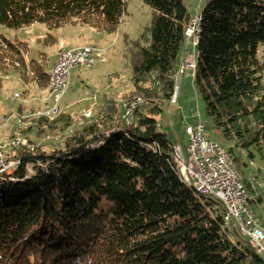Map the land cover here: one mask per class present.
Masks as SVG:
<instances>
[{
  "label": "trees",
  "instance_id": "obj_1",
  "mask_svg": "<svg viewBox=\"0 0 264 264\" xmlns=\"http://www.w3.org/2000/svg\"><path fill=\"white\" fill-rule=\"evenodd\" d=\"M142 1L152 8L151 22L144 43L134 40L127 55L135 92L152 106L137 103L129 121L106 114L69 129L60 147L6 150V158L21 162L16 180L0 177V264H264L223 224L222 204L179 179L157 117L174 94L191 14L184 0ZM126 6L127 0H0V25L44 24L41 41L50 46L57 42L51 31L64 26L116 32ZM197 36V95L237 170L253 161L264 168V0H203ZM28 55L26 41L0 35V74L13 69L43 89L51 67L46 53ZM243 183L250 207L260 198Z\"/></svg>",
  "mask_w": 264,
  "mask_h": 264
},
{
  "label": "rangeland",
  "instance_id": "obj_2",
  "mask_svg": "<svg viewBox=\"0 0 264 264\" xmlns=\"http://www.w3.org/2000/svg\"><path fill=\"white\" fill-rule=\"evenodd\" d=\"M184 1L193 19L199 14L203 0ZM151 16L152 8L142 0H127L126 12L116 32L98 33L89 26L69 25L64 31H51L57 37V42L50 46L41 41L47 32L44 24L36 23L21 29L0 25V35L10 40L27 42L29 57L38 58L39 52H45L47 66L53 64L59 48L79 47L72 46L74 44L96 45L105 53L103 62L92 67L77 64L70 70L67 92L60 100V110L53 119L46 117L47 111L52 107L48 84L42 89L29 78L24 80L13 69H9L5 75L0 74V145L10 142L18 134H24L28 140L41 145L43 149L60 147L63 134L69 129L74 130L106 114L112 117L120 114L129 121L133 119L132 113L137 103L149 106L150 99L143 97L141 92H135L127 50L134 47V40L144 43L145 39H141V34L150 25ZM60 32H63L62 36ZM193 38V34L187 36L180 51L179 64L174 75V94L164 103L163 111L157 117L159 131L166 135L173 146L180 148L184 159H187L185 144L189 142L185 128L195 127L199 123L204 126V137L228 150L221 128L213 123L206 112L204 101L193 86L195 66L193 68L192 64L197 54ZM182 67L183 73L180 75L179 70ZM87 112H90L89 117L85 115ZM49 124L53 125V129ZM234 151L238 154L236 149ZM261 166L258 161H253L247 167L238 166V171L241 181L250 182L255 197L260 198L256 203H251L250 208L258 223L264 226V168ZM106 204L111 206L108 202Z\"/></svg>",
  "mask_w": 264,
  "mask_h": 264
},
{
  "label": "built area",
  "instance_id": "obj_3",
  "mask_svg": "<svg viewBox=\"0 0 264 264\" xmlns=\"http://www.w3.org/2000/svg\"><path fill=\"white\" fill-rule=\"evenodd\" d=\"M195 28L189 32L190 36ZM95 51H80L78 55H70V51L66 52L57 58L54 72H57L58 79L65 77V71L68 70V64L75 63L79 58L94 57ZM180 75L183 73V67L179 70ZM88 116V112L85 114ZM203 124L199 123L195 127L187 126L185 135L188 136L189 142L185 144L187 151V159H184L179 147L175 146L178 158L182 161L183 168H186V173L192 178V181L203 188L206 192H214L215 196L219 197V202L224 208V213L229 219H232L236 225L238 233L242 237H247L251 243L259 250V254L264 257V226L263 233H256V226H262L256 220L253 212H245L244 204L241 202V193L237 188L236 183L232 181V173H227V165L219 163V155L223 154V147L215 144L213 141H205L203 136ZM8 142V141H7ZM10 142L25 143L31 145L29 140L24 136L21 138H12ZM16 162V158H6L2 145H0V171H11L12 163ZM227 205H235V212H227ZM238 217H245V224H238Z\"/></svg>",
  "mask_w": 264,
  "mask_h": 264
},
{
  "label": "bare ground",
  "instance_id": "obj_4",
  "mask_svg": "<svg viewBox=\"0 0 264 264\" xmlns=\"http://www.w3.org/2000/svg\"><path fill=\"white\" fill-rule=\"evenodd\" d=\"M198 22H199V14L195 15V28H194V31L192 33L194 35V38H193V44L194 45L197 44V39H198V36H197ZM193 27H194V18L190 20L188 26L186 27V30H185L186 36L189 35V32L192 31ZM90 49L95 51L94 57H91L90 59L79 58V60L76 61L75 63L68 64V70L65 71V77H61L60 80L58 79L57 72H54V68L56 66V62H57L58 57L63 55L66 52V50L70 51V55H78L80 51H88ZM57 58L54 61V63L51 65V67L48 69V90H49L50 102L52 105L51 109L49 111H47L48 116H46V117L48 119H53L60 110L58 105H59V102L62 99V97L67 92V89L69 86L70 70L77 64L92 67L95 64H97L98 62H103V61H105V53L101 48H99L96 45H85V46L74 48V49H71V48L61 49V50H59V52L57 54ZM194 66L195 65L192 64L193 68H194ZM88 116H90V112H88ZM24 136H25L24 134H18L16 136H14V138H21ZM205 141H210V140H208L205 137ZM215 144H218V143L215 142ZM8 146L15 147V143L6 142L5 144H3L2 145L3 152H5V150ZM24 147H27L30 150H34L36 148V145L31 143V145L27 146V145H25V143H16V148H24ZM223 154H226V155H219V163L221 165H227V173H232V181H234V183H236L237 188L239 189V192L242 194L241 195V202L245 203L244 204V211L245 212H253L252 209L248 206V200L250 199V194H249L248 190L246 189L245 184L241 181V175H240L239 171L237 170L231 155L229 154L228 150L225 149L224 147H223ZM172 156H173L175 169L178 173L179 179L183 183H185L188 187L192 188L195 192L219 202V197L215 196L214 192H206L199 185L195 184L192 181V178L189 175H187L186 168H183L182 161L178 158L177 150H176L175 146H173ZM20 162H21V159L16 158V162L12 163L11 171H6V175L4 172L0 171V177L5 178V179H10V180H16L14 173L17 170V168L19 167ZM28 169L30 170L29 167H28ZM26 176H28V174H26ZM227 212H235V205H227ZM222 219H223V224L225 226L234 227L237 230L236 225L233 224L232 219H229L228 216L226 215V213L223 214ZM238 224H245V217H238ZM256 233H263V226H256ZM244 238H246L250 242L251 246L254 248L256 253L259 254V250L256 249V247L251 243V241L247 237H244Z\"/></svg>",
  "mask_w": 264,
  "mask_h": 264
},
{
  "label": "crops",
  "instance_id": "obj_5",
  "mask_svg": "<svg viewBox=\"0 0 264 264\" xmlns=\"http://www.w3.org/2000/svg\"><path fill=\"white\" fill-rule=\"evenodd\" d=\"M67 27H68V26H64V27L60 28L59 30H60V31H64L65 29H68ZM59 30H58V31H59ZM88 32H89V31H88ZM62 33H63V32H60L61 36H62ZM89 33H90V35H93L92 32H89ZM61 38H62V37H61ZM84 45H87V44H85V43H83V44H77V45L74 44V45H72V46H74V47L79 46V47H80V46H84ZM64 47H66V46H64ZM74 47H73V48H74ZM67 48H68V47H66V49H67ZM61 49H63V47L59 48V49L56 51V52H57V53H56V58H57V54H58L59 50H61ZM55 60H56V59H55ZM53 63H54V62H53ZM13 134H14V133H13Z\"/></svg>",
  "mask_w": 264,
  "mask_h": 264
},
{
  "label": "water",
  "instance_id": "obj_6",
  "mask_svg": "<svg viewBox=\"0 0 264 264\" xmlns=\"http://www.w3.org/2000/svg\"><path fill=\"white\" fill-rule=\"evenodd\" d=\"M34 144V143H33ZM36 145V147H38L39 146V144H35Z\"/></svg>",
  "mask_w": 264,
  "mask_h": 264
}]
</instances>
